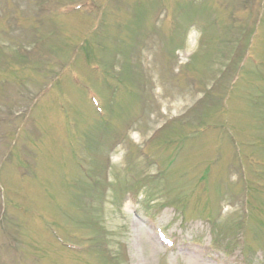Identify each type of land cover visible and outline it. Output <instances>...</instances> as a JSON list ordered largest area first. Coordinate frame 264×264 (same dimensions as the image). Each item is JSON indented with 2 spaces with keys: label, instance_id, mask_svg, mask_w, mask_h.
Instances as JSON below:
<instances>
[{
  "label": "rangeland",
  "instance_id": "obj_1",
  "mask_svg": "<svg viewBox=\"0 0 264 264\" xmlns=\"http://www.w3.org/2000/svg\"><path fill=\"white\" fill-rule=\"evenodd\" d=\"M184 252L264 264V0H0V264Z\"/></svg>",
  "mask_w": 264,
  "mask_h": 264
},
{
  "label": "bare ground",
  "instance_id": "obj_2",
  "mask_svg": "<svg viewBox=\"0 0 264 264\" xmlns=\"http://www.w3.org/2000/svg\"><path fill=\"white\" fill-rule=\"evenodd\" d=\"M193 98H194V94L190 93L187 97H185L184 99H182L181 101H179L175 104H170L168 106L165 105L166 106L165 107V110H166L165 113L169 114V109L174 110L176 112V114L179 113L181 110H183L186 107V105L189 103V101L193 100ZM155 120H158V118H155ZM128 207H132V204L129 203ZM144 235L148 239L147 240L148 243L152 242V244L155 246L154 243H156V242H154L153 237H151L146 230H144ZM182 258H184L185 264H209V263H206L207 261L201 260L198 257H196L195 255L188 253V252L182 253Z\"/></svg>",
  "mask_w": 264,
  "mask_h": 264
}]
</instances>
